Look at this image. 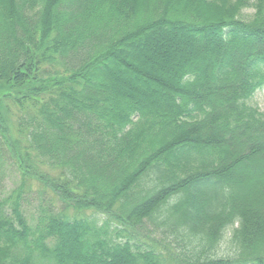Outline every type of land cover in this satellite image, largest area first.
Instances as JSON below:
<instances>
[{"label":"trees","instance_id":"16d2710c","mask_svg":"<svg viewBox=\"0 0 264 264\" xmlns=\"http://www.w3.org/2000/svg\"><path fill=\"white\" fill-rule=\"evenodd\" d=\"M0 86V264H264V0H0Z\"/></svg>","mask_w":264,"mask_h":264},{"label":"rangeland","instance_id":"374dc122","mask_svg":"<svg viewBox=\"0 0 264 264\" xmlns=\"http://www.w3.org/2000/svg\"><path fill=\"white\" fill-rule=\"evenodd\" d=\"M252 10H249L251 13ZM172 35V34H171ZM167 34H155L151 40L149 38L146 42L141 43L139 49L137 50V54L140 56L141 59H137L139 61H144L147 59V54L153 51V48H156L158 51H163L165 55L161 57L165 61L170 58L171 56L177 57L179 60L183 59H192L193 57H201L203 56V48L206 46L205 41L199 42V44L194 45L191 42L190 38L179 34V36H171ZM169 53V54H168ZM168 54V55H166ZM137 55V57H138ZM175 55V56H174ZM169 56V57H168ZM179 56V57H178ZM152 59H150L151 61ZM116 74V73H115ZM117 75V74H116ZM111 84H116L114 79L109 80V86ZM0 88H2L0 86ZM107 95V92H104ZM110 97V96H109ZM254 104L259 107V109L264 112V89L258 90L255 94ZM24 192V204L23 209L26 216L31 220L30 222L33 223L35 220V216L39 214L42 206H47L49 200L48 196H43V199L39 196L38 192L43 188V186L32 178H26L24 181L22 180L20 174L18 173L17 169L13 167L11 164H3L0 166V199H7V209H11L12 200L9 198L10 194L13 193L14 189L18 188L19 186H23ZM151 231V230H149ZM148 231V232H149ZM147 235H151L150 232ZM159 247L164 252L167 253L169 248L176 250L174 245H170L168 241L165 240L163 235L158 234L154 236ZM153 238V237H151ZM146 240L149 242V238L146 237ZM228 245L223 244L221 245V249L226 251Z\"/></svg>","mask_w":264,"mask_h":264}]
</instances>
